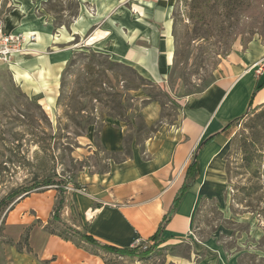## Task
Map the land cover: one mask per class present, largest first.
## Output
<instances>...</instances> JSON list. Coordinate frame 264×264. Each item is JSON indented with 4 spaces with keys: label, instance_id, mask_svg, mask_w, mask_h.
<instances>
[{
    "label": "rangeland",
    "instance_id": "obj_1",
    "mask_svg": "<svg viewBox=\"0 0 264 264\" xmlns=\"http://www.w3.org/2000/svg\"><path fill=\"white\" fill-rule=\"evenodd\" d=\"M27 1L30 13L52 26L49 35L57 44L48 52L66 50L69 56L58 87L45 90L52 99L51 110L40 104L44 96L31 94L16 80L9 65L0 66V224L13 203L24 198L25 194L15 197L20 189L53 178L64 181L62 188L71 193L65 188L77 189L73 180L85 167L105 170L107 158H124L100 148L99 135L106 123L126 127L127 143L142 142L152 132L141 112L148 102L160 103L163 117L172 121L179 101L210 86L232 51L246 50L254 40L264 45L262 4L237 17L221 11V0H207L201 6L199 0H171L167 36L172 66L156 82L105 49L87 46L84 41L98 27L85 37L74 35L82 11L95 15L90 0H0V34H25L18 28L29 16L22 12ZM124 1L115 3L119 6L114 10L136 14L133 3L140 0ZM25 57L32 56L18 55L12 65ZM243 85L225 99L221 114L230 112L234 119L246 114V103L258 105L257 91L241 95ZM259 111L232 127L223 156V189L200 202L188 240L161 245L147 258L104 254L106 263L264 264V117L256 120ZM46 191L59 192V187ZM8 197L16 199L11 203Z\"/></svg>",
    "mask_w": 264,
    "mask_h": 264
},
{
    "label": "crops",
    "instance_id": "obj_2",
    "mask_svg": "<svg viewBox=\"0 0 264 264\" xmlns=\"http://www.w3.org/2000/svg\"><path fill=\"white\" fill-rule=\"evenodd\" d=\"M123 2L90 0L95 15L82 11L73 26L74 35L85 37L98 27L83 40L87 46L105 49L107 54L136 68L143 76L162 81L172 66L173 52L167 36L171 29L172 2L140 0L133 3L136 14L114 10L119 6L115 3ZM22 12L29 16L20 23L19 33L37 35V43L32 46L36 51L9 69L18 82L27 85L31 94L44 96L40 104L51 110L52 99L45 90L50 86L55 89L54 85L58 87L69 52H48L49 47L57 44L49 35L52 26L30 13L28 1ZM263 83L264 45L254 40L246 50L238 47L227 56L210 86L182 98L174 120L163 117V108L158 102L150 101L143 106L145 126L152 132L142 142L132 139L127 143L126 127L106 123L99 135L100 148L124 158H107L105 170L85 167L80 171L73 180L77 189L65 193L61 219L119 247H135L138 240L152 244V236L185 183L193 155L204 140L215 135L198 151L197 180L160 235L163 245L188 240L200 202L217 196L223 189V156L232 140V128L221 130L239 117L233 119L230 112L221 114V105L242 84L241 95L244 91L249 95L257 91L254 93L257 106L263 105ZM250 107L246 103L244 111L247 113ZM59 197L58 191H44L13 203L1 231L0 264H106L101 255L79 248L45 229L53 218ZM29 228L28 245L22 244L19 248Z\"/></svg>",
    "mask_w": 264,
    "mask_h": 264
},
{
    "label": "trees",
    "instance_id": "obj_3",
    "mask_svg": "<svg viewBox=\"0 0 264 264\" xmlns=\"http://www.w3.org/2000/svg\"><path fill=\"white\" fill-rule=\"evenodd\" d=\"M203 2H207V0H199V5L201 6ZM262 4L264 6V0H221V11H229L230 14L233 16H241L245 13H250L251 10H253L255 7L254 5ZM260 8V6H259ZM235 37V36H234ZM248 43L251 42V40L247 41ZM246 42V43H247ZM247 47V46H246ZM228 55V53L226 54ZM264 84V83H263ZM262 84V85H263ZM261 85V86H262ZM263 105L256 106L254 108L250 107L247 111V113L234 121L230 122L227 126H225L221 132H224L228 130L229 128H232L240 123V121L243 120V118L249 114H254L256 111L260 110L258 113H256L255 117L256 120H260V118L264 117V108ZM215 135L210 136L206 140H204L201 143V146L198 148V151L209 141H211L214 138ZM198 151L193 155V161L188 167L187 174H186V180L183 184L180 191L177 193L172 208L164 216L163 223L159 226L157 232L155 235L152 236L151 241H153L152 244L150 242H146L145 245H147L146 248H144V245H139L136 247H128L123 248L116 246L112 243H109L95 235H93L90 231L85 230L81 231L77 228L72 227L71 225L65 223L61 219V213L64 208L65 203V191L62 188L64 185V181L57 180L53 178H48L47 180L34 184L29 187H25L20 189V191L15 192L16 198L21 197L23 194L24 197L28 196L31 192H44L47 190V187L49 186H58L60 197L58 200V203L55 207L54 214L52 220L48 223V225L45 227L50 233L57 235L61 237L62 239L66 241H70L74 243L77 247L83 248L85 250H88L91 252L93 250L94 254L101 255L103 258L105 257L104 254H110V255H117L122 257H129V258H147L150 257L153 252L159 248L161 245H163V241L160 240V235L162 231L164 230V224L170 219V217L176 212L177 207L181 203L182 199L184 198L187 191L191 188V186L195 183L198 177V159L197 154ZM35 190V191H33ZM14 193V194H15ZM16 198H10L8 197V200L11 199V203L14 202ZM1 219V218H0ZM4 225V219L0 224V231L2 230V227ZM53 226V229H50V227ZM30 228L27 229L22 236L21 242L18 244V247L20 248L22 244L28 245V236H29ZM91 249V250H90ZM105 260V259H104ZM106 263V261H105ZM108 264V263H106Z\"/></svg>",
    "mask_w": 264,
    "mask_h": 264
},
{
    "label": "built area",
    "instance_id": "obj_4",
    "mask_svg": "<svg viewBox=\"0 0 264 264\" xmlns=\"http://www.w3.org/2000/svg\"><path fill=\"white\" fill-rule=\"evenodd\" d=\"M37 43V37L34 34H13L5 33L0 36V66L12 65L16 56H27L32 54V46ZM68 192H73L76 189L72 187L65 188ZM146 242L137 241L136 246L144 245Z\"/></svg>",
    "mask_w": 264,
    "mask_h": 264
},
{
    "label": "bare ground",
    "instance_id": "obj_5",
    "mask_svg": "<svg viewBox=\"0 0 264 264\" xmlns=\"http://www.w3.org/2000/svg\"><path fill=\"white\" fill-rule=\"evenodd\" d=\"M31 50H33L32 53L36 51V50H34V49H31Z\"/></svg>",
    "mask_w": 264,
    "mask_h": 264
}]
</instances>
